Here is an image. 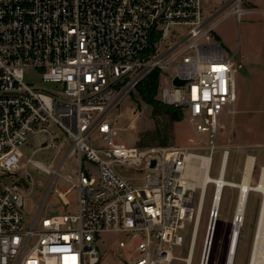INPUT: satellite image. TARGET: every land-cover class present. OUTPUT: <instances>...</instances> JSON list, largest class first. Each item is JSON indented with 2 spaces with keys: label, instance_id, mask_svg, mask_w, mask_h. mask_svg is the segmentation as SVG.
Wrapping results in <instances>:
<instances>
[{
  "label": "built area",
  "instance_id": "built-area-1",
  "mask_svg": "<svg viewBox=\"0 0 264 264\" xmlns=\"http://www.w3.org/2000/svg\"><path fill=\"white\" fill-rule=\"evenodd\" d=\"M241 1L0 0V264H99L95 245L102 234L125 238L117 240L123 264H171L186 222L194 239L218 117L236 101L231 57L213 33L226 17L239 22L250 13ZM153 70L157 90L162 75L166 81L159 101L182 110L195 132L208 136V155L116 139L107 114ZM30 76L53 90L26 82ZM174 79L184 85L174 86ZM50 123L64 136L60 142L45 128ZM36 134L49 137L37 150L65 153L55 170L27 161L51 176L30 217L24 198L33 178L18 171L21 149ZM68 158L77 168L64 177L69 188L53 191V201L60 212H73L41 217ZM261 219L248 264H264Z\"/></svg>",
  "mask_w": 264,
  "mask_h": 264
},
{
  "label": "rangeland",
  "instance_id": "rangeland-1",
  "mask_svg": "<svg viewBox=\"0 0 264 264\" xmlns=\"http://www.w3.org/2000/svg\"><path fill=\"white\" fill-rule=\"evenodd\" d=\"M261 2L262 0H242L241 8L243 10L256 9V7L262 6ZM214 4H211V7ZM213 37L215 42L222 47L224 56L232 57L237 98L231 108L223 110L218 117L219 127L214 138L215 150L211 155L209 177L217 178L221 156L224 151H228L224 179L235 183L241 182L247 158L252 157L255 162L250 183L252 186H257L261 169L264 167V15L262 13L245 14L239 22L235 16H228L217 26ZM235 50H239L244 55L246 63L240 62L239 52L236 56H232ZM25 81L46 90H53V86L40 85L37 79L32 76L26 77ZM165 86L166 81L162 75L159 80V89L155 95L156 100H161L160 91ZM181 113V121H172L170 115L163 111H159L154 117L152 107L142 102L139 93L132 89L130 93L120 99L116 107L110 110L105 120L119 133L116 137L119 142L136 146H153L164 140L165 145L182 147L200 155H208V136L197 134L182 110ZM45 128L58 142L64 138L53 124L50 123ZM157 131L161 134L160 137L157 135ZM48 140L49 137L44 134L29 136L26 145L21 149L20 166L23 167L18 173H28L34 182L32 193L24 198V211L30 217L35 214L41 203L50 184L51 176L44 174L27 161L32 160L55 170L65 153V151L57 153V150L53 149L37 150ZM30 149L37 151L31 154ZM83 167L85 170L94 172V168L88 163H84ZM76 168L73 158H68L52 185L41 217L73 212H68V210L60 212L61 203L53 201L55 196L53 191L69 188L70 184L65 182L64 177L72 174ZM197 194L198 191L194 203L197 201ZM213 195L214 186L210 184L205 193L191 264H201L211 219ZM71 196L70 204L74 207L76 192L73 191ZM238 198V190L224 189L212 240L209 264H225L230 232L237 219L235 211ZM263 198L264 195L261 193H249L234 264H248L249 262ZM191 227L192 224L186 222L185 229L181 231L182 245L173 247L171 250L172 256L177 259L173 260L171 264H186ZM119 239L125 238L118 234H102L97 237L98 241L95 247L100 257L99 264H123V259L127 256L125 251L117 248Z\"/></svg>",
  "mask_w": 264,
  "mask_h": 264
},
{
  "label": "bare ground",
  "instance_id": "bare-ground-1",
  "mask_svg": "<svg viewBox=\"0 0 264 264\" xmlns=\"http://www.w3.org/2000/svg\"><path fill=\"white\" fill-rule=\"evenodd\" d=\"M203 160L206 162L209 161L207 157H204ZM227 160H228V157H226L225 155L223 162L220 163L221 171H222V174L220 177L213 179V178H210L209 175H206L204 177V183L202 184V189H203L201 193L202 203H204L206 189L209 185V184L205 185V183L210 182V184L214 186V195H213V199H211V205H212L211 207H212V213H215V215H213L209 221L208 227L210 229L207 232L208 238H207L206 251H205L206 260H203V261L201 260L202 264H209V256H210V252L212 248V240H213V236L215 233L216 223H217V219L219 215L220 199L222 196L223 189L233 188L239 191V198L237 201V206H236V211H235V214H236L235 218L237 219L235 223L233 224V227L230 232L229 243H228V247H227V251L225 255V264H234V260L237 254L239 238H240L241 223L243 220V216L245 214L249 193L255 192V193H261L264 195V167H262L261 169L259 184L257 186H252L250 181H251V177L253 174L254 165L252 163L253 159L248 158L246 161L244 171H243L241 182L235 183V182L226 181L224 179L225 174H226V169H227ZM201 213H202V210L200 212V215H198V218H197V228H196L194 239L190 240L187 259L185 260L186 264H191L193 251H194V244L196 241L197 231L199 229V224H200ZM260 216L262 218L261 219V223H262L264 221V198H263L262 208L258 216V221H259ZM258 221H257V226H258ZM257 240H264V229H263V232H261L259 229ZM262 250H264V244L262 245ZM174 260H177V259L175 258Z\"/></svg>",
  "mask_w": 264,
  "mask_h": 264
},
{
  "label": "trees",
  "instance_id": "trees-1",
  "mask_svg": "<svg viewBox=\"0 0 264 264\" xmlns=\"http://www.w3.org/2000/svg\"><path fill=\"white\" fill-rule=\"evenodd\" d=\"M158 75H159V71L153 70L135 86L134 90L139 93L142 102L152 107L154 117L159 113V111H163L164 113L170 115V119L172 121H181L182 113L179 108L166 106L162 104L160 101L155 99V95L158 87ZM156 133L159 137L161 136V134L158 131ZM163 141L164 140H162L158 145H165ZM223 191L220 199V205L222 204Z\"/></svg>",
  "mask_w": 264,
  "mask_h": 264
},
{
  "label": "crops",
  "instance_id": "crops-1",
  "mask_svg": "<svg viewBox=\"0 0 264 264\" xmlns=\"http://www.w3.org/2000/svg\"><path fill=\"white\" fill-rule=\"evenodd\" d=\"M261 4H262V6H259V8L256 7V9L249 10L250 13H248V14H258V13H262L264 15V0H262ZM237 53L239 55L240 62L242 64L246 63V58L244 57V55L241 54V52L239 50H235L232 56H236ZM231 59H232V57H231ZM233 68H234V64H233ZM234 74H235V72H234ZM236 98H237V95H236Z\"/></svg>",
  "mask_w": 264,
  "mask_h": 264
},
{
  "label": "water",
  "instance_id": "water-1",
  "mask_svg": "<svg viewBox=\"0 0 264 264\" xmlns=\"http://www.w3.org/2000/svg\"><path fill=\"white\" fill-rule=\"evenodd\" d=\"M173 85L174 86H183L184 85V82L183 81H179L178 79H174L173 80ZM154 165V162H152V166ZM213 215H215V213H212V216ZM210 228L208 227V230H209ZM207 238H208V236H207ZM206 244H207V240L205 241V245H204V251H203V256H202V261L203 260H206V257H205V251H206ZM201 264H202V262H201Z\"/></svg>",
  "mask_w": 264,
  "mask_h": 264
}]
</instances>
